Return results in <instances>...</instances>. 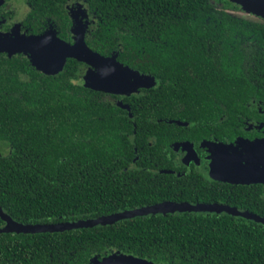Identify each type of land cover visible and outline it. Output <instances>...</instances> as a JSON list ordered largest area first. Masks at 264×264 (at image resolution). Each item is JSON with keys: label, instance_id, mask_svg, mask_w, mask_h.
Returning <instances> with one entry per match:
<instances>
[{"label": "trees", "instance_id": "16d2710c", "mask_svg": "<svg viewBox=\"0 0 264 264\" xmlns=\"http://www.w3.org/2000/svg\"><path fill=\"white\" fill-rule=\"evenodd\" d=\"M27 1L31 34L53 20L66 36L72 0ZM81 1L96 17L89 46L117 53L156 84L124 99L131 117L119 100L83 84L79 60L49 74L26 54L0 53V204L24 223L169 200H225L264 216V188L210 189L147 169L171 167L162 149L176 139L242 134L250 105L264 101V19L239 14L231 0ZM115 252L157 264H264V224L174 212L59 232H0V264H88Z\"/></svg>", "mask_w": 264, "mask_h": 264}, {"label": "water", "instance_id": "95a60500", "mask_svg": "<svg viewBox=\"0 0 264 264\" xmlns=\"http://www.w3.org/2000/svg\"><path fill=\"white\" fill-rule=\"evenodd\" d=\"M241 6L248 14H253L264 19V0H231ZM87 24L77 23L74 26L75 40L69 42L56 34L54 30L42 34L20 33L16 28L13 32L0 34V53L12 56L23 53L30 57L31 62L40 70L54 74L63 70L67 60L74 58L87 63L90 68L84 75V85L96 90L109 93L130 95L138 92L140 88H151L156 84V79L151 73L131 67L120 60L118 54L104 55L89 46L85 38ZM119 105L127 109L133 117L129 104L119 100ZM184 123V122H180ZM136 133V124L135 131ZM239 141V140H238ZM237 141V142H238ZM243 139L237 144L215 142L212 149V162L210 173L213 177L231 183H264V148L258 140L245 142ZM181 143L186 146L188 155H193L192 143ZM242 146L241 148L238 146ZM136 152L138 149L135 148ZM137 156L136 160L138 159ZM248 158L249 162L242 160ZM261 163L263 165L260 167ZM170 171V170H165ZM174 212H213L227 213L240 216L264 224V216L248 209L220 203H193L189 201H163L136 208L125 209L97 217L81 218L49 223H24L16 220L1 204L0 215L5 221L0 225V232L16 233H42L59 232L76 228L94 227L97 225L113 224L117 221L158 213ZM88 264H157L146 258L133 254L115 252L103 258L95 256Z\"/></svg>", "mask_w": 264, "mask_h": 264}, {"label": "flooded vegetation", "instance_id": "af4514ba", "mask_svg": "<svg viewBox=\"0 0 264 264\" xmlns=\"http://www.w3.org/2000/svg\"><path fill=\"white\" fill-rule=\"evenodd\" d=\"M4 1V2H3ZM26 8L23 13H19V9L13 6L8 0H2L3 3L0 4V34L13 32V29H17L20 33L31 34L29 30L33 29V26L25 23V19L27 13L29 11V3L27 0H19ZM67 18L70 20L68 27L66 28V36L61 35L62 27H57L59 24L55 23L53 20L48 22V26L44 27L43 31L38 30L37 34H42L50 30H54L58 36L69 41L74 42L75 40V32L74 26L77 23L87 24L85 29V38L90 34L92 30V26L95 23V16L88 9L87 5L84 1L81 0H72L67 5ZM62 26V25H61ZM79 75L81 76L82 82L84 84V75L87 73L90 66L82 61H79ZM145 88H140L139 91H142ZM138 91V92H139ZM107 96L112 100H120L124 99L129 95L122 96L117 93H109L106 92ZM252 110L249 116L243 120L242 125V134H238L234 137V139L223 140L216 136H212L209 138H201L199 140H190L188 138L176 139L171 141L163 147L162 151L164 155H162V160L165 163L169 164L170 168H151L147 167V169L152 171H158L160 173H172L176 176V178L181 181L185 176L196 180L199 179L201 183L207 184L206 187L210 189H221L225 188L224 185L229 184L232 188H242L244 186H249L250 188H254L256 191H262L264 188V183L261 182H252V183H231L227 181H223L213 177L210 173V164L212 162V149L216 147L215 142H223L225 144L235 143L237 144L239 141H243V139L248 140L245 142L250 143V141L258 140L261 142L262 148H264V101H253V104L250 105ZM129 112V111H128ZM130 115V113H129ZM239 140V141H238ZM238 141V142H237ZM187 142L192 143L193 146V155H188V149H185L186 146L180 145L181 143ZM238 147H242L241 145ZM139 154H137L138 156ZM140 157V156H139ZM138 157V158H139ZM243 163L249 162L248 158L242 160ZM135 163V161H134ZM137 165V163H135ZM263 165L261 163L260 167ZM170 170V171H165ZM228 187V186H227ZM233 189H231L232 191ZM230 199V196L227 197ZM174 201H186V200H174ZM193 203H220V204H228L225 200L223 201H202L195 200L189 201ZM234 206V205H232ZM237 207V206H236ZM246 209V208H243ZM4 221V220H3ZM5 221L0 224L4 225Z\"/></svg>", "mask_w": 264, "mask_h": 264}, {"label": "rangeland", "instance_id": "374dc122", "mask_svg": "<svg viewBox=\"0 0 264 264\" xmlns=\"http://www.w3.org/2000/svg\"><path fill=\"white\" fill-rule=\"evenodd\" d=\"M13 6L17 7L19 9V13H23V11L26 10L25 7H23V5H21L22 3L19 0H8ZM239 14L242 15H249L248 13H246L245 11H238Z\"/></svg>", "mask_w": 264, "mask_h": 264}]
</instances>
